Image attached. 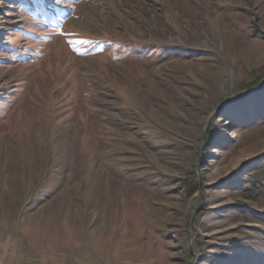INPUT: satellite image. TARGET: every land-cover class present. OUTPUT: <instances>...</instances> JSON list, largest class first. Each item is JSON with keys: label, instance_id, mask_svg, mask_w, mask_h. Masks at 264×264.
Returning a JSON list of instances; mask_svg holds the SVG:
<instances>
[{"label": "rangeland", "instance_id": "1", "mask_svg": "<svg viewBox=\"0 0 264 264\" xmlns=\"http://www.w3.org/2000/svg\"><path fill=\"white\" fill-rule=\"evenodd\" d=\"M6 263L264 264V0H0Z\"/></svg>", "mask_w": 264, "mask_h": 264}, {"label": "water", "instance_id": "2", "mask_svg": "<svg viewBox=\"0 0 264 264\" xmlns=\"http://www.w3.org/2000/svg\"><path fill=\"white\" fill-rule=\"evenodd\" d=\"M200 185V184H199ZM200 190H201V187H200ZM202 204V201L201 203L198 205V207L196 208V210L200 207V205ZM195 210V211H196ZM190 228H191V231L193 230V219H191V222H190Z\"/></svg>", "mask_w": 264, "mask_h": 264}, {"label": "crops", "instance_id": "3", "mask_svg": "<svg viewBox=\"0 0 264 264\" xmlns=\"http://www.w3.org/2000/svg\"><path fill=\"white\" fill-rule=\"evenodd\" d=\"M7 264V263H6Z\"/></svg>", "mask_w": 264, "mask_h": 264}]
</instances>
